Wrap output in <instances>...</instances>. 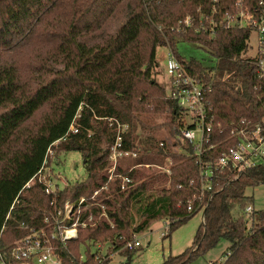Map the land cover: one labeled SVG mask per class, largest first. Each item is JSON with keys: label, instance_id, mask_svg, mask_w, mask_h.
<instances>
[{"label": "trees", "instance_id": "trees-1", "mask_svg": "<svg viewBox=\"0 0 264 264\" xmlns=\"http://www.w3.org/2000/svg\"><path fill=\"white\" fill-rule=\"evenodd\" d=\"M237 1L253 10L259 0H0V248L21 240L27 228L45 227L55 206L89 198L105 183L116 122L127 127L121 150L136 153L115 169L131 186L120 191L116 178L111 197L100 193L113 227L101 221L80 230L69 246L74 257L63 254L65 264H98L89 246L85 260H77L79 247L105 240L131 264L138 248L123 247L134 235L164 221L169 238L202 212L191 246L161 264H192L220 241L228 247L213 264H264V212L249 214V225L243 214L231 216L252 203L246 190L264 185V158L235 179L233 171L214 172L208 191L200 180L201 168L237 145L231 133L240 123L264 128V83L253 60L241 57L248 31L223 21L236 14ZM180 42L203 50L213 63L179 55ZM158 48L207 90L212 131L202 166L180 136L191 127L187 113L154 78ZM157 116L165 119L167 140L155 135L160 125L151 126ZM71 126L75 133L68 132ZM50 150L53 156L79 153L86 173L56 194L55 206L42 185L25 187ZM166 159L169 174L156 168Z\"/></svg>", "mask_w": 264, "mask_h": 264}, {"label": "built area", "instance_id": "built-area-1", "mask_svg": "<svg viewBox=\"0 0 264 264\" xmlns=\"http://www.w3.org/2000/svg\"><path fill=\"white\" fill-rule=\"evenodd\" d=\"M236 14L233 17H226L223 21L226 27H238L248 31L247 47L251 35H255L256 54L249 58L255 65L257 78L264 83V0H259L257 7L249 10L243 7L239 1L235 3ZM185 25L189 26L188 19ZM214 22H209V30L213 31ZM204 30V28H198ZM165 72L169 78L168 96L177 102V105L187 113L186 122L190 128L183 127L180 130L181 139L192 144L195 151L196 160L201 165V155L206 151L210 143L212 121L208 115L207 102L205 95L207 90L198 83V81L189 76L187 71L176 59L169 54L166 60ZM108 122H112L111 119ZM116 138L114 144L109 149V161L111 166L107 171L105 183L95 191L89 198H80L75 201H66L62 207H56L55 196L65 186L60 188L56 180L62 183L52 171H37V173L25 185L28 188L32 183H38L43 186L44 193L52 197V204L55 206L50 218H46V226L40 229H28L27 234L13 245L7 248H0V264H65L63 254L73 258L70 250V244L78 239V232L88 227H94L101 221L109 222L104 210L103 201L100 193H108L109 187L114 179L120 180V191L131 186V180L121 174H116L117 161L123 157L134 159L136 153L121 150V136L127 127L115 122ZM75 133L76 130L71 126L69 131ZM264 128L255 126L252 129L247 124L240 123L239 127L232 130L231 134L238 139L234 148H229L217 159L214 164L206 165L200 170V180L202 190H210L208 184L213 178L214 172L233 171L237 175L244 169L254 166L259 159L264 158ZM163 147V143L159 144ZM170 160L166 159L163 164L156 168L165 174H169ZM149 165H144L148 167ZM238 173V174H237ZM63 184V183H62ZM112 194L108 193L107 197ZM97 208L98 215H95L93 209ZM190 210V207L187 208ZM253 209L250 205L245 208L246 214H251ZM202 214V213H201ZM202 218V216H201ZM203 220V218H202ZM133 236L131 241L126 242L123 248L127 250L137 249L140 242ZM94 255L98 264L111 259L114 254V244L109 240L103 242H85L79 247V261L85 260L86 248ZM223 260V259H222ZM213 264V263H209Z\"/></svg>", "mask_w": 264, "mask_h": 264}, {"label": "rangeland", "instance_id": "rangeland-1", "mask_svg": "<svg viewBox=\"0 0 264 264\" xmlns=\"http://www.w3.org/2000/svg\"><path fill=\"white\" fill-rule=\"evenodd\" d=\"M179 55L185 58H195L204 64H212L213 60L203 50L197 48L193 44L180 42L177 46ZM256 54L255 35H251L247 49L242 53V58H251ZM169 54L165 48L156 50L157 67L154 78L166 91L169 89V78L165 72L166 60ZM165 119L161 116L154 117L151 120V126H159L158 133L155 135L159 139H166V134L162 128ZM142 134V133H141ZM167 140V139H166ZM51 160L48 163V159ZM51 162V163H50ZM42 171H52L54 175L62 180H56L60 188L65 185L78 183L86 178V173L82 164L81 155L77 152H61L57 156H53L52 150L48 151L47 161ZM245 195L251 198L250 206L254 211L264 212V185L246 190ZM241 214L246 218L248 225L250 224L249 214L243 213L238 209H234L231 213L232 219H237ZM202 223L201 213L195 214L185 224L174 230L169 238L168 229L164 221L154 222L149 229L141 234H137L135 238L140 242V247L131 258V264H161L167 257H175L191 246L193 237L199 225ZM228 244L220 241L218 245L208 251L204 257L196 259L192 264H209L221 261L222 255L225 253ZM126 261L124 256L118 252H114L111 256L109 264H123Z\"/></svg>", "mask_w": 264, "mask_h": 264}, {"label": "water", "instance_id": "water-1", "mask_svg": "<svg viewBox=\"0 0 264 264\" xmlns=\"http://www.w3.org/2000/svg\"><path fill=\"white\" fill-rule=\"evenodd\" d=\"M201 216H202V218H203V212H202Z\"/></svg>", "mask_w": 264, "mask_h": 264}, {"label": "crops", "instance_id": "crops-1", "mask_svg": "<svg viewBox=\"0 0 264 264\" xmlns=\"http://www.w3.org/2000/svg\"><path fill=\"white\" fill-rule=\"evenodd\" d=\"M253 209V208H252ZM254 211V210H253ZM111 260V259H110Z\"/></svg>", "mask_w": 264, "mask_h": 264}]
</instances>
